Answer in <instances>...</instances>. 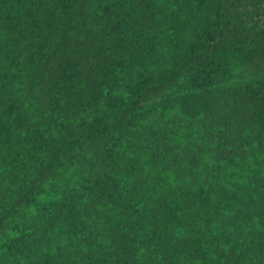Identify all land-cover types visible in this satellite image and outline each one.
<instances>
[{
	"label": "trees",
	"instance_id": "16d2710c",
	"mask_svg": "<svg viewBox=\"0 0 264 264\" xmlns=\"http://www.w3.org/2000/svg\"><path fill=\"white\" fill-rule=\"evenodd\" d=\"M0 264H264V0H0Z\"/></svg>",
	"mask_w": 264,
	"mask_h": 264
}]
</instances>
